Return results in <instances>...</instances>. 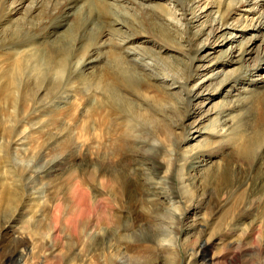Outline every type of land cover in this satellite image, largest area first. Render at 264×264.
Segmentation results:
<instances>
[{"label":"rangeland","instance_id":"rangeland-1","mask_svg":"<svg viewBox=\"0 0 264 264\" xmlns=\"http://www.w3.org/2000/svg\"><path fill=\"white\" fill-rule=\"evenodd\" d=\"M16 1L0 0V42L13 30L22 32L18 43L0 44V198L3 183L23 188L22 203L12 213L5 205L0 213V229L8 218L15 219L12 228L0 234V264H7L16 241L23 243L17 251L22 257L13 264H156L159 257L162 264H264V153L254 144L253 164L234 162V146L240 142L236 138L230 143L224 120L217 124L215 114L237 102L240 109L232 115L248 121L251 103L263 90L264 30L241 29L264 18V0H244L225 21L240 30L229 28L217 37L210 36V26L218 24L228 1L220 5V0H102L111 19L84 14L86 26L79 31H67L72 15L88 12L90 5L95 8L94 0H44L32 23L25 16L31 0H23L17 11ZM72 3L75 10L69 13ZM194 13L200 17L195 19ZM95 34L99 37L91 40ZM68 42L73 51H62ZM119 45L124 68L141 82L132 92L112 90L114 74H105L112 49ZM59 63L67 64L62 73L56 68ZM18 65H27L20 75ZM29 81L33 91L27 92L25 102L18 101ZM108 97H115L129 116L101 108ZM234 121L239 125L237 118ZM126 129L133 130L135 140L151 145L143 148L155 163L128 162L129 173L134 177L139 168L137 174L142 172L147 185L158 188L165 199L140 195L129 205L119 194L112 206H104L109 222L117 219L119 224H98L96 216L103 217L94 204L100 158L119 164L138 149L135 144L125 155L117 151L108 156ZM17 135H22L20 142L11 144ZM202 150L212 152L200 160L204 169L206 164L234 167L232 176H208V170L198 169L196 179L187 181L182 175L189 163L186 156ZM55 165L64 171L41 177L46 166ZM25 169L34 170L31 180L39 182L41 194L29 196L24 174L22 178L18 173ZM69 177L82 184L76 199L84 208L64 217L74 197L64 194ZM57 195L63 198L61 210L52 219L44 202ZM186 201L194 207L187 213ZM89 218L91 224H81ZM76 224L71 234L68 228ZM209 234L220 236L206 246Z\"/></svg>","mask_w":264,"mask_h":264},{"label":"bare ground","instance_id":"bare-ground-1","mask_svg":"<svg viewBox=\"0 0 264 264\" xmlns=\"http://www.w3.org/2000/svg\"><path fill=\"white\" fill-rule=\"evenodd\" d=\"M43 1L44 0H31L30 7H29L28 11L25 12L26 21H28V23H32L31 20L36 18V17L33 16V14H34L35 11H37L36 9H39V8L43 7ZM81 1L83 3H85L86 0L85 1L81 0ZM226 1H228V3H227L228 7H227V9H226V11L224 13L221 12V16H220L221 19H219L218 24L216 26L215 25L212 26V24L215 22L214 21L211 24V26H210V27H212V32L210 33L211 37L212 36L217 37V35L222 34L223 31L228 30L229 28H231L233 30H240V28H238L236 26H233V25L231 27H229L228 25H226L225 21L227 19L226 18L227 15L231 14L232 11L237 10L239 8V6H241V4L244 2V0H220L218 2L221 5V3L225 4ZM94 2H95V5H94L95 8L94 7L92 8L91 5H90V10H88V12L87 11H85V12L82 11L83 13L80 16H78V15H74L73 16L72 15V18H71L72 26L70 28H68L67 31H69V29H71L73 31H79V30L85 28L86 24H85V22L82 19L84 14H87V16H88L87 18H89V19H94V17H97V18L103 19V20H105V19L109 20V18L111 19V15H110L109 9H107L105 7L106 3H102V0H94ZM252 2H258V0H253ZM75 3H78V0ZM75 3L71 4L72 6L70 7L69 13H71L72 11L75 10L74 9L75 6H76ZM244 4H246V3H244ZM23 5H24V1L23 0H17L16 3H15V7H14L15 9L14 10H16L17 8H19V7L23 6ZM96 7H97V9H96ZM78 12H80V11H78ZM199 17L194 13V18L195 19H198ZM115 20L116 19H114L113 21H115ZM116 21H118V20H116ZM253 21H255V20H253ZM62 28H66V26L62 25ZM247 29L248 30L249 29H253L256 32L257 31L260 32V31L264 30V18L262 20L258 19L257 22H255L253 24L252 23L247 24L245 26V28L241 29V31H246ZM9 33H12V34L10 36H8L4 40V42L3 41L0 42L1 45L11 44V43H18L20 41L21 37H22V32H18L16 30H13L12 32H9ZM95 37H99L98 34H95L94 36H92L91 40L93 38H95ZM235 38H236V36L233 39L229 40L231 44H232V41L235 42ZM253 38L255 39L257 37H253ZM67 39H68V41L72 40V38L70 36H68ZM224 41H225V39H224ZM263 44H264V40H263ZM68 45H69V47L67 49L64 48L62 51H64V50H67V52L68 51H73V47H72V45H70V42H68ZM217 46H220V45H217ZM121 47H122V45H119L118 48H116V50L112 49L113 51L111 52L112 55L110 57V60L107 63L105 62L106 63L105 74L106 73H107L106 75L111 74V73L114 74L115 79L113 78V76H110V78H112V80L114 82V86H113L112 90L124 88V89L128 90L129 92H132L136 88H139L141 86V82H139L137 79H134L130 75L128 70H126L124 68V61H122V59H121V57L119 56V53H118L119 51L122 50ZM59 48H57V50L61 51ZM119 49H121V50H119ZM85 50H87V47H86ZM63 53L64 52H60L59 55H61ZM30 60H31V58H30ZM40 61H42V60H40ZM37 65H38V63H37ZM66 65L67 64H65V63L57 64L56 68H57V71H59L58 73H62L65 70ZM26 66L23 67V66H19L18 65L17 70L15 69L16 71H18L17 75H20L22 73L23 69ZM39 66H40V64H39ZM28 68L31 69L30 67H28ZM99 72H101V71H99ZM102 72H104V70ZM100 77H103V76H100ZM148 77L150 79H152V80H155V77L153 76V74H149L148 73ZM122 79H125L126 82H123ZM156 80H159V79H156ZM30 82L31 81H29V83L27 85L28 90L25 93H22L20 99L16 98L18 101L20 100L21 102H25L28 99L29 95L33 91V90H31V85L32 84ZM171 82H173V81H171ZM262 83H263V87H262L263 90L260 91L261 93H260V95L257 98L253 99V100H255L256 103L253 105L251 103L252 100L250 101L251 107H250V110H248L250 119H248V121L243 122L240 119V115L239 116L235 115V117L232 115L235 111L240 109L238 107L241 104H239L237 102H235L237 104L236 106L225 107V108H227L226 111H222L221 110L222 108H220V109H217V111L215 112L216 116L218 117L217 124L221 123V121L224 120V126H225L224 128H225V130L227 132L226 134L229 136L228 139H230V143H231V140H234L236 138H238V140L240 142V144L238 146H234L235 149H234V152L232 153V160L234 162L237 160L236 162H238V163H246V164L249 163L250 165L253 164L254 159H255V151L253 150L254 144H256L257 146H260V148H261L260 151L262 153H264V81ZM54 84L55 85L57 84V86H58L61 83L60 82H55ZM173 84H177V83L174 81ZM45 90L49 91L50 89L46 88ZM28 91H29V95H27ZM50 93H51V91H50ZM8 97H9V95H8ZM11 104L12 103L10 102L9 105H11ZM102 104H104V105H102ZM102 104H101V108H104V107L110 108V110H112V113L114 115H116V116L120 115L121 112L122 113L126 112V107H123V109L121 107H119L115 97L106 98V101H103ZM12 106H13V104H12ZM235 108H237V109H235ZM233 109H235V110L234 111H230V110H233ZM123 114L125 115V117L129 116L126 113H123ZM230 116H232L231 119H230ZM125 117H123V118H125ZM235 118L238 119V124L239 125H236V122L234 121ZM123 120L126 121L125 119H123ZM163 130H165L164 127H162V129H160L161 132ZM158 132H159V130H158ZM165 134H166V132H165ZM20 137H22V135H17V138H14L10 143L11 144H14V143L18 144V142H20V140H21ZM65 139L67 140V137ZM66 140H64V141H66ZM185 140H186L185 138L181 139V141H183V142ZM135 144L138 145L137 146V148H138L137 151H134V152L132 151L133 153H131L126 158V160L121 161L119 164H113L110 161L107 162L106 161L107 160V156H104V157L102 156V158H100V162H99L100 163L99 164L100 176H99V189H98L99 191H98V197H97V199H95L94 204H95L96 208L99 209V211L101 213H103V217L100 218L99 217L100 215L96 216L95 222H98V224H110V223L111 224H119V221L117 219H112V222H109L111 217L108 216L109 213L107 215V210L105 211V208H104V206H106L105 203H107L109 206H112V204H114L115 201H116V196L119 195V194H120V196L125 198V203L127 202V204H129V205L130 204L133 205L132 201L138 199L140 195L141 196L149 195V197H154V198H157L159 200L161 198L165 199L163 193L158 188L147 185V183L144 181V178H142V172H139V174H137V170L140 171L139 168H137V170L135 171L134 177L129 173V171L127 169L128 164H126V163H128V162L129 163H131V162L135 163L136 166H142V164L143 165H145V164H154L155 165V163H153V158L152 157L150 158L149 154H147V152H146V149L143 148L144 144H146L145 147L146 146L151 147V145L148 144L147 141L144 142V141H140V140H135L134 139L133 130L126 129L124 132L119 133V137L116 140L115 144L113 145V146H115V148L114 149L112 148V150H110V153H108V156L110 154H112V153H117V151L118 152L121 151L120 153L125 155L127 152H130V148L133 145H135ZM228 146L229 145L225 146L224 148H226ZM226 149H229V148H226ZM210 153H212V152H209V151L207 152V151L202 150V151H200V153H198L196 155L195 154H187L186 157H187L189 163H188V166L186 168V174L183 172V171H185V169L182 171V175H185V179L187 181L188 180L192 181V180L196 179V177L194 175H195L196 171H198V169H200L199 171L201 173L206 172L208 170L207 171V175L208 176H210L211 174H213V175L219 174V172L221 173V176H218L219 178L222 177V178H227L228 179V177L232 176V171H234V167L230 168L229 166H226V167H222V168H220V167L219 168H217V167L211 168V165L209 166V165L206 164L205 166H207L208 168L206 167L204 169V164H203L204 161H200V160L204 159ZM102 154H103V152H102ZM188 155H189V157H188ZM4 157H6V156H4ZM1 162H2V158H0V165H1ZM61 167H62V165L46 166V170H45L44 174L41 177L42 178H46V177H49V176L52 177L54 175L57 176L59 173L64 171V170L61 169ZM33 171L30 170L29 172H26V169H25V171H22L23 173L21 171L18 172V173H21L20 176L22 174H24L26 189H27V192H28L30 197H34L36 194H41L42 193V188L41 189L38 188L39 182L37 180H35V181L31 180V178H32L31 177V172H33ZM26 173H27V175L25 176ZM60 176H63V174L60 175ZM204 176H205V174L203 175V177ZM143 177H145V175ZM22 178H23V175H22ZM6 184L7 183H5V184L3 183L2 184V187H3V192L2 193H3V195H2V198H0V213L6 208L5 205H8L7 206V210H5V211H7L8 213H12L13 212L12 209L15 210V208L17 207V204L20 205L22 203V199H20V195H21L20 194V189H22L23 187L19 189L18 187H14V186L11 185V187L8 188L6 186ZM81 185L82 184L80 183V181L77 178L69 177L67 181L65 179V183H64V187H65V191L64 192L65 193L64 194H68V196H74V197H72L71 202L69 201L71 203V206H70V204H68V206L66 207L67 210L64 211V217H67V216L70 217L69 212L72 211V210L74 212L75 211H79L80 212L81 210H83L84 207H83V205H81L82 203L80 204V202L77 201V199H76V197L79 196V194L81 193L80 192ZM71 194H73V195H71ZM222 195H224V196H222L219 199L218 207H220L222 205V203H223L222 200L224 199L223 197H225V193L222 194ZM49 199H48L49 202H47L45 200L46 202H44V204L46 203V205H47V213L53 219L55 213H57V212H58V214L60 213L61 204H62V199L63 198H60V196L57 195V196H55L53 198H49ZM121 201H122V199H121ZM140 201H142V200H140ZM138 204H140V203H138ZM138 204H137V206H138ZM186 204H189L188 201H186ZM46 205H45V207H46ZM134 205H136V202L134 203ZM224 206H226V205H224ZM224 206H222L221 209ZM193 208H194L193 205L189 204L187 206V209H186L185 213L189 212ZM85 209H88V208L85 207ZM127 209H128V207H127ZM58 216H60V215H58ZM129 217H128V219H129ZM78 218H79V215H78ZM78 218H77V222L79 220ZM59 220H61V219H59ZM69 220L70 219H68V221ZM14 221H15V219H13V217L12 218L10 217L7 220H5V224L6 225L5 226L3 225L1 227L0 234L3 233V230L12 228V225H13ZM68 221H65V222L68 223ZM134 221H132V222H134ZM65 222H63V223L65 224ZM91 223H92L91 219L89 218L88 220H86L85 223H81V224H91ZM78 224H79V222H78ZM78 224H76V226L72 225L71 227L68 228L69 232H71V234L73 232L77 231V225ZM65 226L68 227V225H65ZM78 228H80V227H78ZM56 230H57V228L54 226V229H53L52 232H54V234H55ZM154 236H156V235H154ZM219 236L220 235H215V234L212 235L211 234L209 236L207 242H206V246L213 245V243L216 240L219 239L218 238ZM157 238H158V236L156 237V239ZM19 243H21V242L16 241L15 244L12 245L13 249H12L11 257L7 260V262H6L7 264H13L17 260V258L19 257L18 255L20 253L17 252L18 249L20 250V248H19L20 246H18ZM21 244H23V243H21ZM98 244H100V241H99ZM22 247L26 248L25 245H22ZM163 250L165 251L164 248H163ZM21 257H22V255L19 258H21ZM158 259H159V261L156 264H162L163 260L161 261L160 257ZM62 260H64V259H62ZM141 262L138 263V264H147V263H144V262L141 263ZM225 264H229V263H225Z\"/></svg>","mask_w":264,"mask_h":264}]
</instances>
